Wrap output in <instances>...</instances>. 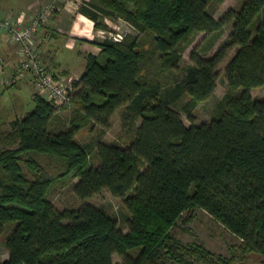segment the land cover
Returning a JSON list of instances; mask_svg holds the SVG:
<instances>
[{
	"label": "trees",
	"instance_id": "obj_1",
	"mask_svg": "<svg viewBox=\"0 0 264 264\" xmlns=\"http://www.w3.org/2000/svg\"><path fill=\"white\" fill-rule=\"evenodd\" d=\"M212 1L223 2L84 0L78 6L95 29H107L105 19H122L139 36L106 38L98 55H85V71L72 83L77 108L67 128L57 130L58 108L32 94L35 109L0 134L7 146L0 148V235L17 224L2 244L8 256L0 264H233L237 253L256 255L262 264L264 99H253L251 91L264 85V0H246L221 20L208 14ZM227 24L231 33L214 57L192 51V65L166 87L148 78L156 61L163 71L179 70L193 38ZM230 49L228 93L215 116L185 126L175 108L193 122L191 112L213 95ZM122 108L124 121L140 120L135 139L125 148L98 141L99 165L91 167L92 146L76 135L90 125L104 134ZM66 178L78 180L73 193L81 200L102 190L121 198L131 215L128 233L94 205L54 206L48 193ZM195 208L240 239L230 259L172 238L171 229Z\"/></svg>",
	"mask_w": 264,
	"mask_h": 264
},
{
	"label": "rangeland",
	"instance_id": "obj_2",
	"mask_svg": "<svg viewBox=\"0 0 264 264\" xmlns=\"http://www.w3.org/2000/svg\"><path fill=\"white\" fill-rule=\"evenodd\" d=\"M26 0H14L7 4H0L2 7V12L13 13L22 11L23 9L30 8L34 12L39 11L42 7H45L51 0H29L25 3ZM84 0H62L57 2V10L51 19L56 21L59 14L61 15L65 4L70 5L72 9L75 5H81ZM246 0H223V2L218 3L212 1L208 5V14H211L216 20H221L223 16L228 11H238L242 4ZM7 6L9 8H7ZM6 15V16H8ZM104 24L107 26V29H96L92 30L91 25L87 26L86 22H81L80 27L87 29L90 34H93V40L96 42H102L104 39H113L118 36H125L128 34H133L139 36V33L126 21L122 19H117L116 21H111L105 19ZM61 27V26H59ZM231 25H223L220 30L209 32V33H199L198 36L193 38V41L189 46L182 51V61L179 63V70L166 69L163 71L161 69L160 63L158 61L154 62L147 69L148 78L154 80H159L162 84V87L169 86L177 78L183 76L184 69L192 65L190 60L191 52H195L196 55L204 58L210 59L214 57L218 50L223 48L224 43L228 40V37L231 33ZM64 39H58L57 43H62ZM60 41V42H59ZM235 54V49H230L227 53L226 58L218 66V80L215 86V91L213 95L205 100L200 102L196 109L191 112L193 116V122H191L186 114H184L179 107L175 108L178 114L181 115V118L185 126L189 127L191 124L200 125L203 123H209L216 114L218 103L221 99L225 98V95L228 93V84L225 74V68L228 61L231 60ZM43 61V60H42ZM7 78V77H5ZM3 79L0 78V134H5L11 130V123L16 118H21L27 115V113L32 112L36 107L35 102L32 99V90L25 85L12 87L2 84ZM76 92L73 90V93ZM251 96L253 99H264V85L263 87L254 89L251 91ZM183 101H186L184 99ZM77 106L73 103L66 105L64 107L58 108L59 112L56 113L58 121H55L54 125L57 130L67 128L70 121L75 115V109ZM124 113V108L119 109L117 113L112 116V124L104 134L99 133L98 128L91 129L90 125L88 128L83 129L76 135V140L79 143L84 145H91L92 149L90 150L89 163L92 166L99 165L97 158L95 157L96 146L98 141L106 144H115L121 147H127L137 134V127L140 125L139 119L124 121L122 116ZM0 138H2L0 136ZM5 144V143H4ZM3 141H0V148H4ZM7 147V146H5ZM12 148V147H9ZM44 161V159L42 160ZM26 172V171H25ZM27 177L32 178V174L27 173ZM78 182L76 179L66 178L61 182L55 184L52 190L48 193V199L57 206L60 210H78L85 205H94L104 209L113 220L116 221L117 228L124 234L128 233L129 220L131 215L129 211L122 203V199L113 196L109 191L102 190L98 195L87 199H79L74 191V185ZM14 205L12 203L8 206ZM16 223H10L5 226V231L0 235V258L2 260L7 259V252L3 248V242L6 241L11 235L12 231L16 227ZM172 238L181 242L185 245H198L207 250V252L213 256H220L222 258L230 259L233 252L232 249L238 247L241 243L240 239L235 235L230 234L221 224H217L207 212H204L202 209L195 208L183 214V216L178 220L177 224L171 229ZM236 259L233 264H261L260 259L256 255H247L243 258L240 253L236 254ZM113 260L115 262L121 261L118 256H114ZM163 264H176L171 262V260H165ZM190 264H206L204 262L195 261V263Z\"/></svg>",
	"mask_w": 264,
	"mask_h": 264
},
{
	"label": "crops",
	"instance_id": "obj_3",
	"mask_svg": "<svg viewBox=\"0 0 264 264\" xmlns=\"http://www.w3.org/2000/svg\"><path fill=\"white\" fill-rule=\"evenodd\" d=\"M14 0H0V4L4 5ZM29 0H26L27 3ZM70 5L65 4L64 8L61 9L62 13L59 14L56 21L53 23L43 26L38 32L39 35V51L40 58L51 73L58 76L71 84L81 78L86 67V56L87 54L98 55L101 48L99 43L93 40V34H90L87 29L80 27L81 22H86L87 26L91 25L92 30L94 23L82 15L78 9L80 5H75L72 9ZM0 6V17H4L9 13L2 12ZM7 8H9L7 6ZM38 11L30 8L23 9L22 11L13 13L16 18L20 17L21 14H25L22 23L28 25L32 17ZM61 26V27H59ZM58 39L62 40V43H57ZM0 55L5 62L4 68L0 70V78L10 76L14 72V68L17 63V48L10 43L6 35L0 34ZM30 79H24L17 83L16 86L25 85L33 91L32 83ZM3 83V82H2ZM15 85L11 86L16 87ZM1 91V90H0ZM58 113V112H57ZM117 113V112H116ZM115 113V114H116ZM114 114V115H115ZM113 117L111 119L112 124Z\"/></svg>",
	"mask_w": 264,
	"mask_h": 264
},
{
	"label": "built area",
	"instance_id": "obj_4",
	"mask_svg": "<svg viewBox=\"0 0 264 264\" xmlns=\"http://www.w3.org/2000/svg\"><path fill=\"white\" fill-rule=\"evenodd\" d=\"M51 0L42 7L30 20L28 25L21 21L25 14L16 18L14 15L0 17V34L6 35L10 43L17 48V63L14 72L4 79L2 84L13 86L21 80L30 79L35 95H40L54 107L61 108L72 103V84L51 73L40 56L39 31L43 26L51 24L56 10L57 2ZM116 41L122 36L113 38ZM0 55V70L5 62Z\"/></svg>",
	"mask_w": 264,
	"mask_h": 264
},
{
	"label": "water",
	"instance_id": "obj_5",
	"mask_svg": "<svg viewBox=\"0 0 264 264\" xmlns=\"http://www.w3.org/2000/svg\"><path fill=\"white\" fill-rule=\"evenodd\" d=\"M262 264H264V261H262Z\"/></svg>",
	"mask_w": 264,
	"mask_h": 264
}]
</instances>
